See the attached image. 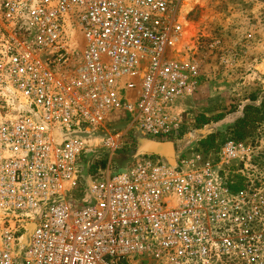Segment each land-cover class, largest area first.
<instances>
[{
	"label": "built area",
	"instance_id": "2783aa9c",
	"mask_svg": "<svg viewBox=\"0 0 264 264\" xmlns=\"http://www.w3.org/2000/svg\"><path fill=\"white\" fill-rule=\"evenodd\" d=\"M175 1L0 0V264H264L262 146L136 140L174 134L201 79Z\"/></svg>",
	"mask_w": 264,
	"mask_h": 264
},
{
	"label": "rangeland",
	"instance_id": "374dc122",
	"mask_svg": "<svg viewBox=\"0 0 264 264\" xmlns=\"http://www.w3.org/2000/svg\"><path fill=\"white\" fill-rule=\"evenodd\" d=\"M175 6L183 18L184 42L196 47L201 79L196 91L176 105L181 121L174 134L159 147L148 140L140 146L143 152L158 150L166 163L195 151L210 157L234 137V124L247 104L264 115V0H176ZM201 115L209 118L208 123L197 124ZM217 115L221 118L215 120ZM246 131L244 139L264 148V120L251 123ZM201 139L210 140L207 151ZM85 156L95 159L90 148Z\"/></svg>",
	"mask_w": 264,
	"mask_h": 264
},
{
	"label": "trees",
	"instance_id": "16d2710c",
	"mask_svg": "<svg viewBox=\"0 0 264 264\" xmlns=\"http://www.w3.org/2000/svg\"><path fill=\"white\" fill-rule=\"evenodd\" d=\"M221 118V115H217L214 119L218 120ZM258 120H264V115H260L259 113V109L253 105L247 104L245 105V107L243 108V115L242 117L238 118L234 124L233 127V135L234 138L236 139H244L246 136V130L248 125H250L251 123L258 121ZM197 124H201L204 125L206 123H208L209 118L206 116L201 115L200 117H198L196 119ZM121 121L117 122L116 124H120ZM148 138L143 137L141 135H136V140L138 142L139 145L142 144V142H144L145 140H147ZM210 140H204L201 139V144L203 146H205L204 150H208L211 145L209 142ZM207 147V148H206ZM94 158L92 161H90L89 159L84 158V161L86 162L85 167H86V171L91 173V172H95V170L99 167V168H104L105 166V162H106V157H107V153L105 151H101V150H95L94 151ZM132 153H126L124 150L121 151H117L116 153H114L112 161L114 163H121L127 159H129L130 156H132Z\"/></svg>",
	"mask_w": 264,
	"mask_h": 264
},
{
	"label": "crops",
	"instance_id": "0c3cea01",
	"mask_svg": "<svg viewBox=\"0 0 264 264\" xmlns=\"http://www.w3.org/2000/svg\"><path fill=\"white\" fill-rule=\"evenodd\" d=\"M147 140L150 141V142L152 141L153 144L155 143L156 145H158V147H159V145H162V144L160 143L161 141L158 142V141L150 140V139H147ZM147 140H145L144 142H142V145H143L144 143H146ZM153 153H157V154H159L160 152H158V150H157L156 152H153Z\"/></svg>",
	"mask_w": 264,
	"mask_h": 264
}]
</instances>
